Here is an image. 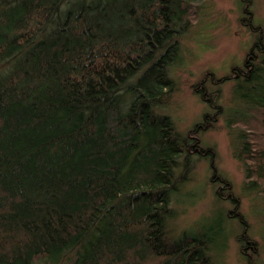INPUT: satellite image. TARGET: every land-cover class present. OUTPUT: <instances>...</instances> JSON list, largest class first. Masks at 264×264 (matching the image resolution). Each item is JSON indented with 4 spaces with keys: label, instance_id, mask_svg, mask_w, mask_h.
<instances>
[{
    "label": "trees",
    "instance_id": "trees-1",
    "mask_svg": "<svg viewBox=\"0 0 264 264\" xmlns=\"http://www.w3.org/2000/svg\"><path fill=\"white\" fill-rule=\"evenodd\" d=\"M198 1L0 0V264L48 256L71 264H217L209 231L175 238L168 224L195 155L214 153L199 137L211 121L205 114V125L182 133L156 110L175 89L170 68ZM242 2L240 20L257 38L235 66L248 111L234 154L256 188L264 183V29L254 22V0ZM215 80L205 75L196 84L214 118L221 90L206 84ZM219 181L220 198L232 201L243 225L239 241L253 247L239 198L227 178ZM254 253H245L248 264Z\"/></svg>",
    "mask_w": 264,
    "mask_h": 264
},
{
    "label": "rangeland",
    "instance_id": "rangeland-1",
    "mask_svg": "<svg viewBox=\"0 0 264 264\" xmlns=\"http://www.w3.org/2000/svg\"><path fill=\"white\" fill-rule=\"evenodd\" d=\"M198 2L200 13L180 35L179 57L170 68L175 89L169 102L156 110L171 115L182 133H187L197 122L204 123L207 114L211 124L200 129L199 137L202 145L213 148L214 153L196 154L190 179L173 193L171 204L175 214L168 222L170 234L180 238L185 233L209 231L213 237L212 256L217 264H248L245 253L252 251H255V264H264V183L256 188L246 184L243 163L234 154L236 133L244 126L240 119L248 109L242 103L244 87H239L235 79L238 75L235 66L244 63L257 36L240 20L244 13L242 0ZM252 11L254 22L264 29V0H254ZM259 55L264 58V49ZM205 75L217 77V82H207L208 91L221 90L220 97L214 98L222 105V112L216 118L211 101L196 92V84ZM226 75L228 79L218 82ZM222 176L230 181L232 191L239 198L238 210L249 224L250 236L257 242L248 249L238 238L244 231L243 225L230 212L235 205L219 196ZM69 260L48 256L33 264H71Z\"/></svg>",
    "mask_w": 264,
    "mask_h": 264
}]
</instances>
